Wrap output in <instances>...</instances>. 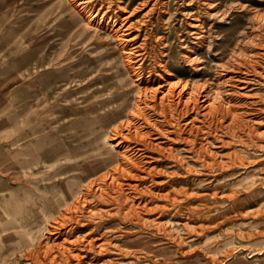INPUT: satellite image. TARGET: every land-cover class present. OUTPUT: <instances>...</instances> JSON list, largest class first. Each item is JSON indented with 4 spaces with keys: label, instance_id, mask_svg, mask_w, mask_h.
I'll use <instances>...</instances> for the list:
<instances>
[{
    "label": "rangeland",
    "instance_id": "rangeland-1",
    "mask_svg": "<svg viewBox=\"0 0 264 264\" xmlns=\"http://www.w3.org/2000/svg\"><path fill=\"white\" fill-rule=\"evenodd\" d=\"M61 8L54 0H0L6 60L16 51L12 44L44 48L49 43L72 54L90 48L83 44L87 32ZM77 11L90 18V12ZM104 11L102 37L110 36L112 24L124 37L136 36L126 47L140 45L143 53L133 57L141 66L140 85L163 84L161 91L167 79H189L183 95L165 100L172 101L166 110L174 124L150 109L152 122L163 120L166 135L142 122L144 130H152L144 138L151 146L128 152L135 167L126 163L124 174L113 172L115 181L108 177L105 192L97 190L89 205L75 212L78 220L62 227L70 233H46L1 264H264V0H94V20ZM193 86L196 104L190 99L186 105ZM72 89L65 93L70 101ZM2 91L10 97L8 89ZM212 99L215 109L205 107ZM71 121L50 119L49 134L57 139ZM13 128L0 126L1 148H12ZM133 140L124 142L143 147L140 138ZM3 179L19 183L5 177L0 186ZM0 212V229L10 231L4 236L10 254L12 247L29 243L23 229L37 219L21 222L1 206ZM170 220L180 224L172 227ZM77 236L76 245L66 240Z\"/></svg>",
    "mask_w": 264,
    "mask_h": 264
},
{
    "label": "bare ground",
    "instance_id": "bare-ground-1",
    "mask_svg": "<svg viewBox=\"0 0 264 264\" xmlns=\"http://www.w3.org/2000/svg\"><path fill=\"white\" fill-rule=\"evenodd\" d=\"M93 1L79 0L73 5L66 0H54L62 7L63 13H69V17L77 19L83 33L87 32L83 44L90 48H86V54V50H80L79 47L74 49L80 51L72 54L62 50L63 48L54 49L49 43L44 48H20L12 44L16 51L11 55L13 58L7 61V53L0 45V85L10 92L14 123L10 133L13 137L10 143L12 148L0 147V180L5 177L19 180L17 185L12 186L3 179L4 183L0 186V206L8 214L18 217L21 222L37 219V222L29 227L27 224L23 229L28 235L29 243L20 247L11 245L10 254L5 252L7 243L4 238L5 234L10 232L9 227H1L0 264L10 259L17 251L34 246L42 237H46V233L69 234V230L63 232L62 227L76 218L75 212H81L97 190L105 192L104 186H108V177L115 181L117 178L113 172L120 171L124 174L128 170L126 163L135 167L137 162L133 161L134 158L131 159L128 152L144 151L151 146L144 138L150 135L152 130H144L142 122L161 135H166L164 133L167 130L162 127V121L171 122L167 119L166 107L167 104L170 107L172 101L165 100H171L170 97L175 94L181 95L188 86L189 79L183 80L179 76L177 79L175 75L177 80L167 79L166 86L161 91L159 87L163 84L154 86L146 81L147 84L140 85L138 70H141V66L139 63L136 65L137 59L133 57H141L143 53L138 51L140 45L126 47L128 41L136 36L124 37L120 27L113 28L112 24L110 28L107 26V29L112 31L110 36L102 37L100 30L104 26H101V23L106 12L101 15L102 19L94 20L98 12L91 13ZM77 7L90 12V18L87 20L82 17ZM90 20L96 23L91 24ZM70 88L74 90V98L71 101L65 94ZM186 93L188 96L184 103L187 105L192 99L190 102L193 101L195 106L194 86ZM205 105L215 109L213 99ZM150 109L163 120L152 122ZM173 115L175 114L170 116L174 117ZM53 118L56 121L72 119L69 126L59 130L57 139L48 131L51 127L49 120ZM139 118L142 119L141 122ZM46 120L48 123H45ZM17 124L26 126V131L18 130ZM115 136L121 138L117 137L116 141H112ZM139 138L143 147L124 142ZM7 202L14 204L9 207ZM3 222L0 212V224ZM169 224L177 228L180 222L170 220ZM66 240L78 244V236ZM86 242L84 246L89 250V246L94 243L91 239ZM14 245L16 246L17 242L13 243Z\"/></svg>",
    "mask_w": 264,
    "mask_h": 264
},
{
    "label": "crops",
    "instance_id": "crops-1",
    "mask_svg": "<svg viewBox=\"0 0 264 264\" xmlns=\"http://www.w3.org/2000/svg\"><path fill=\"white\" fill-rule=\"evenodd\" d=\"M6 83V82H4ZM12 104L9 96L2 91V87L0 85V115L4 114V117H0V126L6 127L7 124L13 125V112H12Z\"/></svg>",
    "mask_w": 264,
    "mask_h": 264
}]
</instances>
